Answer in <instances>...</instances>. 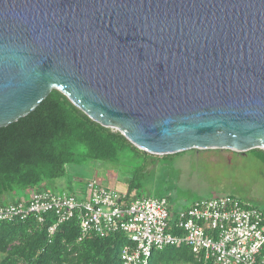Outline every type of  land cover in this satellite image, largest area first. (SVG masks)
Returning a JSON list of instances; mask_svg holds the SVG:
<instances>
[{"label": "water", "instance_id": "obj_1", "mask_svg": "<svg viewBox=\"0 0 264 264\" xmlns=\"http://www.w3.org/2000/svg\"><path fill=\"white\" fill-rule=\"evenodd\" d=\"M53 90L151 155L264 151V0H0V128Z\"/></svg>", "mask_w": 264, "mask_h": 264}, {"label": "trees", "instance_id": "obj_2", "mask_svg": "<svg viewBox=\"0 0 264 264\" xmlns=\"http://www.w3.org/2000/svg\"><path fill=\"white\" fill-rule=\"evenodd\" d=\"M248 153L264 165L263 150ZM123 158L142 159L146 166L158 156L137 149L118 131L92 121L53 90L33 112L0 128V205L20 199L25 191L47 190L49 182L64 177L67 168L80 160L119 163ZM85 187L80 185L70 195L79 196ZM137 189L138 167L123 191L125 198H143ZM169 210L172 215L176 213ZM54 223L52 214H46L43 223L31 215L1 223L0 264H121L119 255L127 244L123 234H90L80 240L77 216L50 235L48 229ZM148 264L201 263L191 248L180 245L152 251Z\"/></svg>", "mask_w": 264, "mask_h": 264}, {"label": "built area", "instance_id": "obj_3", "mask_svg": "<svg viewBox=\"0 0 264 264\" xmlns=\"http://www.w3.org/2000/svg\"><path fill=\"white\" fill-rule=\"evenodd\" d=\"M46 214L55 217L50 235L74 216L80 240L123 234L121 264H148L152 251L180 245L191 248L201 264H264V213L231 196L200 199L172 215L165 199L128 201L123 192L91 181L79 196L31 191L28 198L0 205V224L29 215L43 223Z\"/></svg>", "mask_w": 264, "mask_h": 264}, {"label": "rangeland", "instance_id": "obj_4", "mask_svg": "<svg viewBox=\"0 0 264 264\" xmlns=\"http://www.w3.org/2000/svg\"><path fill=\"white\" fill-rule=\"evenodd\" d=\"M137 167L138 195L165 199L172 211L188 208L200 199L220 196L237 198L264 211V165L248 152L186 151L176 156H158L146 166L142 159L123 158L119 163L80 160L67 168L64 177L49 182L46 189L70 194L80 185L85 187V181H96L123 192ZM30 192L19 196L28 198Z\"/></svg>", "mask_w": 264, "mask_h": 264}]
</instances>
